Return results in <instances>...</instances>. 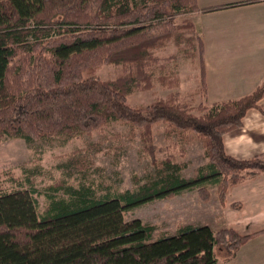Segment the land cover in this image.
Returning a JSON list of instances; mask_svg holds the SVG:
<instances>
[{"label":"trees","instance_id":"trees-1","mask_svg":"<svg viewBox=\"0 0 264 264\" xmlns=\"http://www.w3.org/2000/svg\"><path fill=\"white\" fill-rule=\"evenodd\" d=\"M258 1L199 9L196 0H0V142L69 141L124 124L141 130L155 166L153 126L165 124L198 135L207 158L186 179L170 156L156 176L135 177V188L125 191L62 181L40 191L33 172L13 177L15 188L0 186V264H218L216 248L246 244L254 234L207 226L153 241L152 226L124 215L189 190L207 201L212 187L225 206L233 188L264 175V155L237 160L223 143L249 110L260 109L264 81L199 116L176 91L180 62L203 64L204 39L190 16ZM171 47L174 53L160 55ZM102 66L121 71L104 79ZM158 84L172 91L144 108L129 104L131 95Z\"/></svg>","mask_w":264,"mask_h":264},{"label":"rangeland","instance_id":"rangeland-1","mask_svg":"<svg viewBox=\"0 0 264 264\" xmlns=\"http://www.w3.org/2000/svg\"><path fill=\"white\" fill-rule=\"evenodd\" d=\"M233 19L235 16L231 13L205 19L204 23L209 30L221 32L218 28L228 26ZM212 23L218 25V28ZM172 53L174 49L171 47L160 55L167 57ZM230 55L239 57L235 51L234 54L230 51ZM203 69L198 59L195 62L181 61L179 64L180 85L176 91L179 92L180 102L190 105L197 116L211 105L222 102L223 96L239 97V92H225L221 95V92H208L206 84L201 80ZM120 71V66H102L99 74L104 79H113ZM171 91L158 84L146 93H134L128 102L132 107L144 108L158 97H166ZM153 132L152 144L157 147V166L151 163L149 155L143 150L145 144L141 130L130 125L116 124L69 141L39 140L27 144L20 139L7 138L0 142V186L15 188L12 178L23 180L29 170L33 172L40 191L60 181L65 186L92 185L98 190L110 186L125 191L135 188V177L145 182V179L156 176L157 170L164 167L161 163L170 156H173L174 163L183 166L182 175L186 179L195 177L207 163L204 141L195 133L183 134L169 129L165 124L153 126ZM209 193V199L203 201L196 190L184 191L172 198L139 205L126 212L124 218L126 221L140 219L152 226L153 241L178 236L188 227L207 226L215 232L234 228L241 234L257 227L255 223L246 222V217H255L259 209L247 208L245 214L239 213V186L231 190L225 206L220 203L215 187ZM39 200L44 203L43 196H39ZM232 204L237 205L233 207ZM228 246L216 248L218 264H235L231 260L237 251H231ZM261 247L258 243L253 245V249ZM257 257L260 261L256 264H264V253Z\"/></svg>","mask_w":264,"mask_h":264},{"label":"crops","instance_id":"crops-1","mask_svg":"<svg viewBox=\"0 0 264 264\" xmlns=\"http://www.w3.org/2000/svg\"><path fill=\"white\" fill-rule=\"evenodd\" d=\"M200 9L241 3L249 0L222 1L196 0ZM222 1V2H221ZM261 7V8H260ZM235 19L221 32L211 31L205 19L231 14ZM194 21L204 35L203 83L208 92H239L241 98L252 93L264 81V0L252 4L237 5L211 13H195ZM200 21V24H199ZM212 51H211V49ZM230 49V50H229ZM237 52L239 57L230 55ZM217 97H219L216 94ZM222 101L236 97L227 95ZM260 109H251L243 118L241 128L228 132L223 137L226 153L237 160H249L264 155V98ZM239 213L247 208L259 209L255 217H246V222L255 223L244 235H253L240 247L231 260L235 264H256L258 255L264 253V175L239 186ZM244 217V216H243ZM254 243L262 247L253 249ZM263 249V250H260Z\"/></svg>","mask_w":264,"mask_h":264}]
</instances>
